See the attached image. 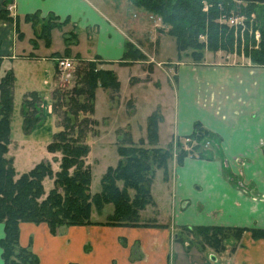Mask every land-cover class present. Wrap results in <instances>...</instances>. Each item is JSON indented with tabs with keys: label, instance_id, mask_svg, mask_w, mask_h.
<instances>
[{
	"label": "crops",
	"instance_id": "obj_1",
	"mask_svg": "<svg viewBox=\"0 0 264 264\" xmlns=\"http://www.w3.org/2000/svg\"><path fill=\"white\" fill-rule=\"evenodd\" d=\"M109 1L0 0V15L7 21L0 18V56L13 58L8 46L16 25L21 30L27 16L38 15L42 23L54 18L78 35L85 33L92 49L80 59L94 58L102 69L116 74V67L124 65L119 63L126 42L134 40L136 45L141 40L135 31L144 26V39H155L156 32L141 10L139 26L130 25L125 15L121 19L108 10ZM29 55L23 58H32ZM214 55L206 52L198 65L176 63L164 72L170 76L172 97L170 106L160 105L156 115L157 147L171 146L172 160L166 178L163 173L159 180L153 178V206L140 213L142 220L155 225H102L98 219L103 210L91 215L100 224L61 227L55 235L45 224L21 223L19 244L30 248L39 264H170L171 249L183 257V264H264V239L251 233L264 229V66L252 65L247 58L248 63L220 64ZM195 123L214 138L205 144L206 157L188 156L178 165L177 141L190 136ZM138 139L145 137L132 136ZM200 227L230 233L214 249L194 231ZM236 230L243 232L238 236ZM3 236L0 223V241Z\"/></svg>",
	"mask_w": 264,
	"mask_h": 264
},
{
	"label": "trees",
	"instance_id": "obj_2",
	"mask_svg": "<svg viewBox=\"0 0 264 264\" xmlns=\"http://www.w3.org/2000/svg\"><path fill=\"white\" fill-rule=\"evenodd\" d=\"M134 8L147 15L156 16L166 27V34L174 39L178 53L190 51L193 62L200 63L203 52H235L248 58L252 65L264 66V5L238 3L233 0H127ZM204 2L211 5L203 10ZM239 11L246 20L243 26L232 28L225 19ZM36 18V16L34 17ZM32 21V16H27ZM48 18L42 23L47 34L54 25ZM32 23V22H31ZM259 38L254 41V32ZM206 37V46L199 41ZM68 39H66L67 41ZM67 48V47H66ZM138 50L126 42L122 59L136 60ZM2 57L0 56V65ZM97 60L87 61L71 73L74 86L67 90L56 88L50 94L51 111L58 119L56 132L47 150L60 158L52 170L48 161L37 164L27 173L16 177L13 161L8 157L10 119L13 99V76L7 71L0 79V223L4 236L0 241L3 264H39L30 248L19 244L21 223L45 224L55 235L61 227L87 226L98 223L108 226L139 227L155 225L144 221L140 213L153 206L150 187L157 170L168 176L172 160L171 146L157 147L158 116H150L145 139L133 141L126 133L117 147L119 160L115 167H108L101 178V189L90 193L91 166L88 162L89 146L85 135L96 124L92 115L95 92L98 88L118 91L115 73L98 67ZM42 99L32 92L24 96L21 115L28 130L41 118ZM57 112H61L57 114ZM80 116H82L80 118ZM214 135L199 123L193 126L190 136L177 141V164L185 157H206V142ZM51 177L52 188L44 193L43 179ZM107 205L112 212L104 222H94L91 215L100 213ZM199 238L214 249L222 245L230 230L222 228H195ZM243 230L234 233L241 235ZM256 238L264 239V229L251 231Z\"/></svg>",
	"mask_w": 264,
	"mask_h": 264
},
{
	"label": "rangeland",
	"instance_id": "obj_3",
	"mask_svg": "<svg viewBox=\"0 0 264 264\" xmlns=\"http://www.w3.org/2000/svg\"><path fill=\"white\" fill-rule=\"evenodd\" d=\"M126 2L127 0H111L106 6H108L110 12L118 15L121 19H124L125 15L128 24L139 26L143 14L137 12V9L127 7ZM204 4L209 5V2H204ZM230 15L240 16L241 14L239 11H233ZM150 16L153 15H147L145 19L150 21H148L149 27L152 25L156 37L155 39L153 37L149 39L150 35L147 31L148 37L144 39L142 36L146 28L141 26L137 30L135 29L136 36L140 37L141 40L136 45L134 40L132 41L133 44L127 42L138 50L140 58L134 56L136 60H122L123 62L119 64L124 65L116 67L119 68L115 74L119 85L118 91L115 93L111 90L98 88L95 92L93 112L92 115L88 116L96 124L85 135V142L89 146L88 162L91 166V194L100 191L101 178L106 169L116 166L119 160L117 147L126 132L134 138L145 137L151 119L148 116L155 117L161 110L160 105L163 106V109L170 106L172 87L170 76H167L164 72L168 68L177 67L176 63L199 64L192 61L190 51L178 53L174 39L166 34V27L162 25L161 20L153 16L158 25V27H155ZM0 18L2 19L1 15ZM50 20L52 24L57 26L58 23L55 20ZM2 21L7 22L4 19ZM31 22L28 20L27 23H21V30L16 25L14 38L9 41L12 42V45L9 44L10 46H8V54L11 53L13 58L2 57L0 65V78L7 71H10L13 76L8 157L13 161L16 177L27 173L44 161L51 163L53 171L57 170L58 163L56 161L60 158V155H53L47 150L53 135L60 129L57 124L59 118L51 111L50 94L56 88L61 90L71 89L74 83L69 75L77 68H81L85 62L94 60V58L92 60L80 59L88 57V51L92 49L89 42L87 43V40L84 39L85 33L81 32L78 35V30L76 31L75 28L60 25V27L46 31L48 33L44 34L40 16L37 15ZM242 22H246V20L242 18ZM64 35L66 36L64 37ZM258 38H255L254 32L253 40L257 41ZM66 39L68 40L66 41ZM199 41L206 46L205 36L199 38ZM233 51L228 53L217 52L214 59L220 64L248 63L242 53L236 56ZM206 52L208 51L204 50L203 54ZM28 54H32L33 56H28L32 58H23L24 55ZM52 55L56 57L54 61L51 59ZM58 59H68L72 62L73 69L68 72L60 71L57 68ZM203 60L204 55L199 62L201 63ZM96 62L99 63V61ZM97 68H101L100 63ZM153 68H157V70L159 68V70L152 72ZM146 72H149V74ZM156 83L160 84L161 91L157 90ZM32 92H36L42 99L41 118L37 124L26 130L21 115L22 103L24 96ZM59 113L61 115V112H57V114ZM161 174V171L155 172L154 182L159 180ZM52 182L51 177L43 179L45 194L52 188ZM112 210L111 205L105 206L98 221L104 222L105 217ZM183 236L188 237L186 232L185 234L183 232ZM195 237L197 238V234L193 233L191 238L196 240ZM183 261V257L171 249L170 264H183Z\"/></svg>",
	"mask_w": 264,
	"mask_h": 264
},
{
	"label": "built area",
	"instance_id": "obj_4",
	"mask_svg": "<svg viewBox=\"0 0 264 264\" xmlns=\"http://www.w3.org/2000/svg\"><path fill=\"white\" fill-rule=\"evenodd\" d=\"M211 5H207L204 4L203 10L206 11ZM242 16H233L230 15L229 17H227V19H225V22L231 26L232 28H239L241 26H243V22H242ZM150 19L153 20L155 27H158L156 21L154 20L153 16H150ZM258 32H255V38H258ZM200 38H203V36H201ZM237 56V55H236ZM57 68L60 71H70L71 69H73L72 66V62L69 61L68 59H58L57 60Z\"/></svg>",
	"mask_w": 264,
	"mask_h": 264
},
{
	"label": "water",
	"instance_id": "obj_5",
	"mask_svg": "<svg viewBox=\"0 0 264 264\" xmlns=\"http://www.w3.org/2000/svg\"><path fill=\"white\" fill-rule=\"evenodd\" d=\"M238 3H247V4H259L264 5V0H233Z\"/></svg>",
	"mask_w": 264,
	"mask_h": 264
}]
</instances>
